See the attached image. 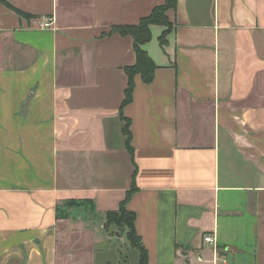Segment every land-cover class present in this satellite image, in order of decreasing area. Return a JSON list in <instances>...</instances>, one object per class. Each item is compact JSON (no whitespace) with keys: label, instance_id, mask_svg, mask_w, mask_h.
<instances>
[{"label":"crops","instance_id":"crops-1","mask_svg":"<svg viewBox=\"0 0 264 264\" xmlns=\"http://www.w3.org/2000/svg\"><path fill=\"white\" fill-rule=\"evenodd\" d=\"M6 1L32 17L0 2V264H137L106 223L133 177L147 264H264V0H177L123 105L132 38L101 34L164 0Z\"/></svg>","mask_w":264,"mask_h":264},{"label":"trees","instance_id":"trees-1","mask_svg":"<svg viewBox=\"0 0 264 264\" xmlns=\"http://www.w3.org/2000/svg\"><path fill=\"white\" fill-rule=\"evenodd\" d=\"M0 2L11 10L20 14L21 16H25L28 18L32 17L31 14L21 11L6 0H0ZM176 2L177 0H164L163 3L154 6L147 15L142 16L137 23L115 24L112 25L108 31L102 32V36L112 33H118L122 36H131L132 38L135 60L133 64L127 65L123 68L127 77V82L124 88V97L121 105L131 101L134 88V76L136 74H139L142 81L145 83H148L152 80L156 64L149 56L147 51L143 48V45L151 39V25H161L165 27L170 26L171 22L167 16V10L170 8H174L176 6ZM169 31V28L165 29L159 36V43L161 47H164V45L167 43L166 35ZM122 131L126 135L127 148L129 152L132 153L133 148L130 145V132L127 120ZM133 186L134 177L132 178V186L127 192L126 199L121 202L118 209L111 210L106 213V223L119 226L127 222V225L130 228V233L127 234V239L129 240V243L139 251V260L137 264H147L146 249L141 243V239L134 228V212L125 207L126 200L130 196V192L133 189Z\"/></svg>","mask_w":264,"mask_h":264},{"label":"built area","instance_id":"built-area-1","mask_svg":"<svg viewBox=\"0 0 264 264\" xmlns=\"http://www.w3.org/2000/svg\"><path fill=\"white\" fill-rule=\"evenodd\" d=\"M52 21L51 19H48L44 22H37V24L40 26V27H49L51 25ZM202 240H203V243H206V244H211V245H215V242H216V239H215V236L211 233H205L203 234L202 236ZM199 260H201L200 257H198Z\"/></svg>","mask_w":264,"mask_h":264},{"label":"rangeland","instance_id":"rangeland-1","mask_svg":"<svg viewBox=\"0 0 264 264\" xmlns=\"http://www.w3.org/2000/svg\"><path fill=\"white\" fill-rule=\"evenodd\" d=\"M172 27H173V25H172V23H170V26L169 27H166V29L169 28V30H170V29H172ZM117 228H118V231L120 232V234H122V235L124 234V235H126V237H127V234L130 233V228L127 225V222H125V223L117 226Z\"/></svg>","mask_w":264,"mask_h":264}]
</instances>
